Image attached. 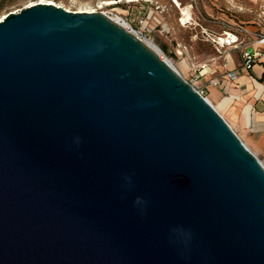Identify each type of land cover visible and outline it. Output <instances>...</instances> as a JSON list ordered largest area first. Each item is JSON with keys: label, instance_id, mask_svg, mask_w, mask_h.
Returning a JSON list of instances; mask_svg holds the SVG:
<instances>
[{"label": "water", "instance_id": "water-1", "mask_svg": "<svg viewBox=\"0 0 264 264\" xmlns=\"http://www.w3.org/2000/svg\"><path fill=\"white\" fill-rule=\"evenodd\" d=\"M0 264H264V166L115 20L54 4L11 12Z\"/></svg>", "mask_w": 264, "mask_h": 264}, {"label": "rangeland", "instance_id": "rangeland-1", "mask_svg": "<svg viewBox=\"0 0 264 264\" xmlns=\"http://www.w3.org/2000/svg\"><path fill=\"white\" fill-rule=\"evenodd\" d=\"M42 0H0V17ZM71 11L94 10L119 19L143 41L158 47L161 59L172 63L191 85H205L196 77L197 67L219 59L207 33L230 27L258 28L264 19V0H51ZM106 2V3H105ZM192 7V19L182 26L181 8ZM66 9V10H67ZM143 22V23H141ZM165 26L170 30L166 31ZM236 57L237 50L230 52ZM199 82V83H198ZM263 165V164H262Z\"/></svg>", "mask_w": 264, "mask_h": 264}, {"label": "crops", "instance_id": "crops-1", "mask_svg": "<svg viewBox=\"0 0 264 264\" xmlns=\"http://www.w3.org/2000/svg\"><path fill=\"white\" fill-rule=\"evenodd\" d=\"M242 65L241 50H237L236 57L229 52L224 70H237L238 77L231 81L221 76L219 87L207 86L208 98L264 165V54L250 70Z\"/></svg>", "mask_w": 264, "mask_h": 264}, {"label": "built area", "instance_id": "built-area-1", "mask_svg": "<svg viewBox=\"0 0 264 264\" xmlns=\"http://www.w3.org/2000/svg\"><path fill=\"white\" fill-rule=\"evenodd\" d=\"M207 36V41L216 50L219 56L218 58L223 59V61L220 62L219 60L213 59L210 62L200 64L196 69L197 79L204 80L206 84L202 86H199V84L197 88L194 85L192 86L205 99L208 98L207 86L219 87L221 76L231 81L237 79V70H224L226 57L229 52L232 50H241L243 69L250 70L258 63L264 54V19L255 30L237 26L224 29L220 33H207Z\"/></svg>", "mask_w": 264, "mask_h": 264}, {"label": "bare ground", "instance_id": "bare-ground-1", "mask_svg": "<svg viewBox=\"0 0 264 264\" xmlns=\"http://www.w3.org/2000/svg\"><path fill=\"white\" fill-rule=\"evenodd\" d=\"M128 1H130V2H138L139 0H128ZM39 3H41V4H54L55 6H58V7H63V6H61V5H59V4H57L56 2H54V1H51V0H42V1H40V2H36V3H33V4H31L30 6H32V5H36V4H39ZM106 3V2H105ZM67 9V8H66ZM68 10V9H67ZM68 11H71V10H68ZM181 11H182V15H183V17H182V19H181V22H182V26H186V24L187 23H189L190 22V20L192 19V7L191 6H187V7H184V8H181ZM72 12H87V13H94V12H96V11H94V10H79V11H72ZM14 13H18V12H14ZM7 15H5V16H3V17H0V22L1 21H3V19L6 17ZM113 20H115L116 22H118L119 24H121L123 27H125V25H123L120 21H119V19H113ZM165 28H166V31H169L170 29L167 27V26H165ZM136 35V34H135ZM136 36H138V35H136ZM147 46H149L152 50H154V51H158V47L155 45V44H153L152 42H148V41H143ZM158 53V52H157ZM163 60V59H162ZM164 61H166V60H164ZM166 62H168L172 67H173V65H172V63L171 62H169V61H166ZM174 68V67H173ZM175 69V68H174ZM178 72V71H177ZM207 100L209 101V102H211V99H209V98H207ZM211 104V103H210ZM213 106V105H212ZM214 107V106H213ZM215 108V107H214ZM215 109H217L219 112H221L220 111V109L218 108V107H216ZM220 114V113H219ZM221 115V114H220ZM222 116V115H221ZM264 166V165H263Z\"/></svg>", "mask_w": 264, "mask_h": 264}, {"label": "clouds", "instance_id": "clouds-1", "mask_svg": "<svg viewBox=\"0 0 264 264\" xmlns=\"http://www.w3.org/2000/svg\"><path fill=\"white\" fill-rule=\"evenodd\" d=\"M137 203H139L140 202V199L139 198H137V201H136Z\"/></svg>", "mask_w": 264, "mask_h": 264}]
</instances>
